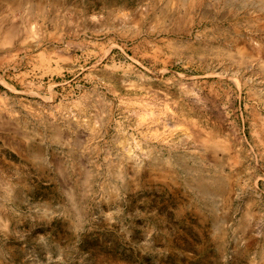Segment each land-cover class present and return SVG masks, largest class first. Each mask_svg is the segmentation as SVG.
Wrapping results in <instances>:
<instances>
[{
  "label": "rangeland",
  "instance_id": "374dc122",
  "mask_svg": "<svg viewBox=\"0 0 264 264\" xmlns=\"http://www.w3.org/2000/svg\"><path fill=\"white\" fill-rule=\"evenodd\" d=\"M0 264H264V0H0Z\"/></svg>",
  "mask_w": 264,
  "mask_h": 264
}]
</instances>
